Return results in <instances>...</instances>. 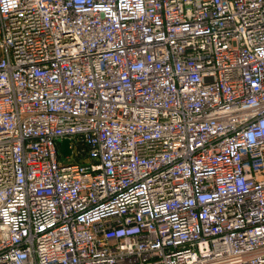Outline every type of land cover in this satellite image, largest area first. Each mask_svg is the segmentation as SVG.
<instances>
[{"label": "built area", "instance_id": "obj_1", "mask_svg": "<svg viewBox=\"0 0 264 264\" xmlns=\"http://www.w3.org/2000/svg\"><path fill=\"white\" fill-rule=\"evenodd\" d=\"M0 264H264V0H0Z\"/></svg>", "mask_w": 264, "mask_h": 264}, {"label": "water", "instance_id": "obj_2", "mask_svg": "<svg viewBox=\"0 0 264 264\" xmlns=\"http://www.w3.org/2000/svg\"><path fill=\"white\" fill-rule=\"evenodd\" d=\"M70 140L69 139H63L61 141V149L64 152V154H70L71 148H70Z\"/></svg>", "mask_w": 264, "mask_h": 264}, {"label": "rangeland", "instance_id": "obj_3", "mask_svg": "<svg viewBox=\"0 0 264 264\" xmlns=\"http://www.w3.org/2000/svg\"><path fill=\"white\" fill-rule=\"evenodd\" d=\"M60 158H61V159L66 158L65 154L62 153Z\"/></svg>", "mask_w": 264, "mask_h": 264}]
</instances>
